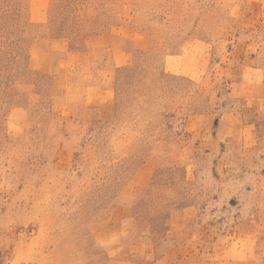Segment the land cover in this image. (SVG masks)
Wrapping results in <instances>:
<instances>
[{"label":"rangeland","instance_id":"374dc122","mask_svg":"<svg viewBox=\"0 0 264 264\" xmlns=\"http://www.w3.org/2000/svg\"><path fill=\"white\" fill-rule=\"evenodd\" d=\"M0 264H264V0H0Z\"/></svg>","mask_w":264,"mask_h":264},{"label":"crops","instance_id":"0c3cea01","mask_svg":"<svg viewBox=\"0 0 264 264\" xmlns=\"http://www.w3.org/2000/svg\"><path fill=\"white\" fill-rule=\"evenodd\" d=\"M99 45V43L97 44ZM123 52V51H122ZM126 53H128V51H125ZM179 58H174V57H169V56H166V59H165V63H166V69L169 70V62L170 61H178ZM129 60V59H128ZM127 60V62H128Z\"/></svg>","mask_w":264,"mask_h":264}]
</instances>
